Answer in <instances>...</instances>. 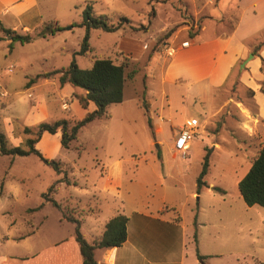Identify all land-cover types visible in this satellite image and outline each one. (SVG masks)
Returning a JSON list of instances; mask_svg holds the SVG:
<instances>
[{
	"label": "rangeland",
	"instance_id": "obj_1",
	"mask_svg": "<svg viewBox=\"0 0 264 264\" xmlns=\"http://www.w3.org/2000/svg\"><path fill=\"white\" fill-rule=\"evenodd\" d=\"M90 1L92 12L107 16L111 23L119 16L128 20H121V28L112 32L91 28L89 49L83 54L78 51L85 28L78 23L84 0L43 4L42 11L55 12L58 21L31 31L35 37L30 42L14 41L9 45L10 37L0 39V130L10 145L21 144L31 135L25 126L33 128L42 121L71 118L81 108L72 95L75 100L70 109L74 114H70L66 101L59 100L56 82L44 77L45 73L72 61L80 68H89L96 58H110L125 62L126 75L124 101L109 105L104 116L80 127L69 147L60 146L56 152L53 158L61 162L64 173H57L32 153L0 155V264H23L20 259L24 255L54 249L56 241H61L60 251L67 249L63 241L73 238L74 223L61 219L62 211L78 218L86 238L98 236L109 216L123 210L121 199L99 190L105 177L100 170L111 163L123 167L122 197H128V193L132 196L126 198L127 213L147 201L153 210L162 203L174 207H164L160 216L180 215L186 227L183 264H200L197 253L205 256V264H264V207L247 205L237 189V181L264 147V125L257 135L246 138L234 128L235 122L225 119L219 127V121L215 126L219 135L214 139L221 147L214 149L203 141L207 132L203 133L204 125L191 107V93L186 109L180 107L175 91L170 104L172 114L167 113L162 91L169 90L166 84L161 85L159 74L169 57L166 48L174 46L171 40L183 26H188L187 35L191 37L201 15L192 14V2L188 0ZM216 1H210L207 8L217 16L220 10L230 15L244 7L251 16L253 11L257 19H264V0L258 3L260 8L251 7L257 0ZM168 7L181 18L177 21L170 16L164 24V9ZM56 26L59 30L50 32ZM38 31L45 36H37ZM263 36L264 31H259L249 40H263ZM10 64L15 68L7 72ZM240 64L235 65L228 82L216 94L223 99L235 97L254 113L251 90L236 78ZM80 92L78 89L75 93ZM34 105L36 108L30 111ZM186 117L198 118V133L186 152L176 151L173 140ZM206 153L208 171L204 180L212 185L202 186L197 193L196 178ZM64 174L69 184L57 181ZM51 184L54 187L49 189ZM43 193L59 208L44 200ZM10 254L18 260L8 257Z\"/></svg>",
	"mask_w": 264,
	"mask_h": 264
},
{
	"label": "crops",
	"instance_id": "obj_2",
	"mask_svg": "<svg viewBox=\"0 0 264 264\" xmlns=\"http://www.w3.org/2000/svg\"><path fill=\"white\" fill-rule=\"evenodd\" d=\"M52 1L0 0V27L26 34L39 29L43 24L58 21L55 12L54 14H45L42 11V5L50 4ZM106 1L109 2V0ZM210 1L212 0H206L203 3L202 0H188V2H192V14L194 16L201 15L202 18L198 24H195L197 27L191 37L187 35L188 26H183L174 35L171 42L177 47V50L172 56L167 57V61L161 67L159 74L161 85L166 84L169 90L168 93L162 91L168 105L167 113L172 114L170 104L175 91L179 93L180 107H186V109L188 102L190 105L189 95L191 93L193 95L191 107L198 113L199 120L206 128L202 127L203 133L207 132L203 141L215 149L214 146L221 147L220 142L214 139L215 136L217 138L219 135V130H216L215 127L219 121L221 122L219 127L224 124L225 119L235 122L234 128L246 138L257 135L261 126L264 125V88L262 86L264 84V68L261 67L260 60L261 57L264 58V47L254 52V48L261 40L258 38L249 40L257 32L264 31V19H257L253 11L251 13L254 16H251L244 7H242L241 12L237 8L230 15L220 10V14L217 16L207 8ZM262 1L257 0L256 4L253 3L251 7H262L257 6ZM85 2L91 1L84 0ZM217 2L220 3L221 0H217L215 3ZM169 8L164 9L166 12L164 24L170 16L175 17L177 21L180 17L172 7ZM226 24H231V26ZM8 40L11 41V39ZM183 40H188L189 45L180 47L179 41ZM242 62H245L244 69H238L236 78L242 86L251 90L250 101L255 107L254 113L241 100L231 96L223 99L216 94L228 82L235 65L238 64L239 67ZM50 79L53 83L56 82L59 100H65L68 112L74 114L70 109L75 100L74 97L72 99L74 87L69 83L60 86L54 77ZM124 89L125 86L123 88V100L119 103L124 101ZM34 108H36L35 105L30 111H33ZM94 108L95 105L90 101L87 108L78 109L76 117L81 118L87 111ZM169 119L171 120L172 117L170 116ZM24 122L26 121L24 120ZM182 124L179 125V128ZM59 138V132L54 134L43 132L37 142V147L44 156L53 158L60 148ZM41 140H43L42 149L39 145ZM100 172L105 174V177L99 190L114 198L121 199L123 204V210L111 214L109 218L118 213H123L128 217V220L126 240L117 247L95 249V259L102 264H183L186 248V227L180 215L166 218L160 216L164 207L165 209H174V207L162 203L161 206L153 210L146 201L144 204L140 203V207L130 208L129 214L126 212V206L129 207L127 202L132 199V196L127 191L128 197L126 198L128 200L122 197V164L111 163L109 166H103ZM206 184L212 185V183L208 184L207 182ZM77 199L79 198L77 197ZM61 219L63 218L61 217ZM106 221L103 223V228L98 236L87 239L98 238ZM159 222L165 223V225H159L162 224ZM60 242L53 243L54 249L38 251L30 256L24 255L20 260L24 261L23 264H82L74 235L70 240L63 241L68 244L64 251H60L62 247V245L58 246ZM8 257L18 260L17 256L12 254Z\"/></svg>",
	"mask_w": 264,
	"mask_h": 264
},
{
	"label": "trees",
	"instance_id": "obj_3",
	"mask_svg": "<svg viewBox=\"0 0 264 264\" xmlns=\"http://www.w3.org/2000/svg\"><path fill=\"white\" fill-rule=\"evenodd\" d=\"M82 10V19L78 23L79 26L85 28V33L82 38L80 49L78 53L83 54L89 49V30L91 28L100 29L102 31L112 32L121 28V20H128L125 16H119L118 21L111 23L105 15H95L92 12V7L89 2L84 3ZM153 13V11H152ZM2 35L0 39L10 37L11 45L14 41L19 43L30 42L35 35L30 33L21 34L10 28L0 27ZM59 30V26L50 29V32ZM37 36H45L43 31H38ZM264 47V39L258 42L254 48V52ZM261 67L264 68V58H260ZM44 77H54L60 86L69 83L74 87L72 95L77 99L82 108H87L91 101L95 105L93 110L87 111L81 118L74 115L71 118H60L53 122H39L33 128L24 127V130L31 134L23 143L18 145H10L9 141L0 130V155H28L35 154L46 165L52 167L57 173H61V162L54 158L43 156L41 151L34 146L40 139L43 132L54 134L60 131V146L62 148L69 147L72 140L76 139L78 130L88 122L101 118L105 115L109 105L119 103L123 100V88L125 84V62H114L110 58H96L93 60L89 68H80L72 61L68 66L54 69L44 74ZM81 92L75 93L76 90ZM264 91V90H263ZM208 171V153L203 157L201 170L196 178V192L198 193L202 186H207L204 176ZM64 173V171H63ZM70 183L67 176L58 179ZM54 184H51L49 189H52ZM237 189L240 197L247 205L258 204L264 207V147H261L256 156L253 158L249 168L245 174L238 180ZM220 190V189H219ZM44 200H50L54 206L59 208V204L53 200L48 199L43 193ZM63 219L74 223V239L78 244L82 264H102L94 257V250L97 248H111L120 246L127 236L126 224L128 217L123 213H118L110 217L104 224V229L98 238L88 240L80 231V222L75 215H70L62 211ZM194 240L196 241V234L194 233ZM203 255L197 253V258L200 264H205Z\"/></svg>",
	"mask_w": 264,
	"mask_h": 264
},
{
	"label": "built area",
	"instance_id": "obj_4",
	"mask_svg": "<svg viewBox=\"0 0 264 264\" xmlns=\"http://www.w3.org/2000/svg\"><path fill=\"white\" fill-rule=\"evenodd\" d=\"M189 45L188 40H183L180 43V47H186ZM177 50V47L175 46H169L166 48V54L169 56H172ZM14 65L10 64L6 71L12 72L14 70ZM3 94L2 92H0ZM199 120L196 117H190L184 121V123L181 125V127L178 129L176 136L173 140V149L176 151H182L186 152V150L190 147L191 142L194 138V136L198 132L199 128Z\"/></svg>",
	"mask_w": 264,
	"mask_h": 264
},
{
	"label": "water",
	"instance_id": "obj_5",
	"mask_svg": "<svg viewBox=\"0 0 264 264\" xmlns=\"http://www.w3.org/2000/svg\"><path fill=\"white\" fill-rule=\"evenodd\" d=\"M244 63H245V62H242V63L240 64V68H242V67L244 66Z\"/></svg>",
	"mask_w": 264,
	"mask_h": 264
}]
</instances>
